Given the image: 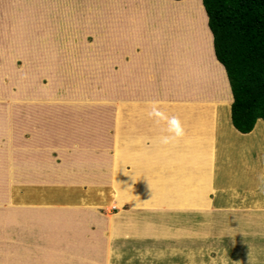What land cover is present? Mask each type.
Returning <instances> with one entry per match:
<instances>
[{"label":"crops","instance_id":"1","mask_svg":"<svg viewBox=\"0 0 264 264\" xmlns=\"http://www.w3.org/2000/svg\"><path fill=\"white\" fill-rule=\"evenodd\" d=\"M127 1H131L128 6L97 12L69 6L63 0H0V78L21 72L27 77H59L61 62L95 61L91 56L64 55L94 53L101 55L97 60L103 63V71L115 72L119 78L138 79L141 91L165 93L162 88L168 85L169 97L119 106L121 112L115 119L111 169H123L125 149L132 150L129 164L133 168L139 164L142 169H155L147 165L151 158L152 163L160 164L161 170L149 182L151 185L146 189L149 200L143 205L181 208L179 213L139 214L138 221L166 223L162 264H264V169L258 172L241 168L243 164L255 165L263 160L264 129L260 130L263 120L257 121L250 134L239 133L231 121L234 99L225 68L229 95L217 91L210 97V84L205 92L196 93L201 83L188 69L190 61L181 57L180 48L172 53L171 46L164 41L162 27L159 38H152L154 17L164 18L157 5L181 1ZM79 13L99 14L98 43L89 42L91 31L82 26L83 32L78 31ZM110 21L112 26L107 27ZM212 48L214 60L221 65L215 57L213 39ZM189 76L190 95L183 87L184 78ZM152 79L156 80L155 84ZM212 81L216 82L215 78ZM187 102L189 106L185 105ZM198 102L205 106L201 108ZM130 109L132 114L127 118L125 111ZM213 120L228 124L229 132L222 134L219 125L214 133ZM204 152L208 153L207 190L208 182L211 186L206 205L201 201L203 171L198 164V159L203 163ZM188 159H192L190 165ZM112 173L113 179L114 175L118 179V171ZM191 190L195 196L189 198ZM200 206L205 207L198 209ZM149 226L144 230L148 245L153 247L156 233ZM107 230L100 252L83 247V251L71 257L70 264H77V258L83 264L123 263L124 258L113 257L115 250L110 246L112 233H118L119 229L110 226ZM136 241L147 242L140 236ZM147 255L143 264H156L155 252Z\"/></svg>","mask_w":264,"mask_h":264},{"label":"rangeland","instance_id":"2","mask_svg":"<svg viewBox=\"0 0 264 264\" xmlns=\"http://www.w3.org/2000/svg\"><path fill=\"white\" fill-rule=\"evenodd\" d=\"M63 3L99 12L128 6L131 1L63 0ZM174 3H185L186 12L181 13L180 6L174 9H179L180 13L160 12L163 19L156 15L152 38H159L162 27L164 41L169 43L172 53L180 48L181 57L190 61L188 69L200 80V91L196 93L205 92L210 84V97L217 91L228 94L223 66L214 60L213 35L202 0ZM98 17L97 13L76 15L78 31L83 32L82 26L93 34L94 37L88 38L91 43H98ZM111 23H107V27L112 26ZM168 24L176 27L168 29L165 27ZM64 56H91L95 61L61 62L59 77H27L21 72L0 78V124L11 123L0 125V264H70L71 257L83 251V247L100 252L110 226L119 229L118 233H112L110 246L115 250L113 257L124 258L121 264H143L147 254L153 251L156 264H162L166 223L138 221L139 214L179 213L181 210L179 207L143 205L149 200L146 189L161 170L160 164L152 163L149 158L147 165L155 169H142L139 164L133 168L129 164L130 149L122 153L123 169H111V162L115 155V119L121 112L118 107L169 97L170 89L165 85L162 88L165 93L141 91L138 79L119 78L115 72L103 71L98 54ZM191 81L190 76L183 81L189 95ZM151 82L155 84L156 80ZM185 105L189 106V102ZM198 106L203 108L205 104L198 102ZM222 107L219 108L223 110ZM131 114L130 109L124 116L130 118ZM219 125L222 134L229 132L228 124L213 120L214 133ZM262 128L264 122L260 130ZM261 151V162L243 164L241 168L258 172L264 169V145ZM191 160L188 159L189 165ZM198 164L203 171L201 201L206 205L211 188L209 182L208 190L205 184L207 152L203 153V163L198 159ZM211 170L212 167L210 175ZM112 171H118V179L115 180V175L113 179ZM194 196L193 191H189L188 197ZM109 217L114 221H109ZM88 219L97 220L89 222ZM148 225L156 233L153 247L148 245V234L144 230ZM139 236L145 237L147 242L138 243ZM94 239L97 243H93ZM76 262L83 264L78 258ZM116 263L120 264L112 261Z\"/></svg>","mask_w":264,"mask_h":264},{"label":"trees","instance_id":"3","mask_svg":"<svg viewBox=\"0 0 264 264\" xmlns=\"http://www.w3.org/2000/svg\"><path fill=\"white\" fill-rule=\"evenodd\" d=\"M184 1V0H174ZM214 53L233 95L231 121L241 134L264 122V0H202Z\"/></svg>","mask_w":264,"mask_h":264},{"label":"bare ground","instance_id":"4","mask_svg":"<svg viewBox=\"0 0 264 264\" xmlns=\"http://www.w3.org/2000/svg\"><path fill=\"white\" fill-rule=\"evenodd\" d=\"M185 1V0H184ZM185 3H182V4H180V3H174V2H172V3H170V4H162V6L159 8V11L160 12H164V13H166V14H172L173 12H175V13H180V10L179 9H177V10H174L176 7H180V6H182V10L183 11H181V13H185L186 12V6L184 5ZM166 28H168V29H171V27H176V26H174V25H172V24H168V25H166L165 26ZM164 27V28H165ZM172 52H173V50H172ZM219 74L218 73H216V76H218Z\"/></svg>","mask_w":264,"mask_h":264}]
</instances>
